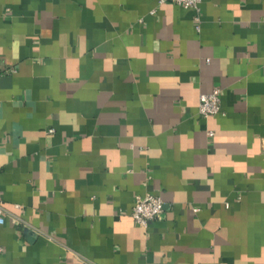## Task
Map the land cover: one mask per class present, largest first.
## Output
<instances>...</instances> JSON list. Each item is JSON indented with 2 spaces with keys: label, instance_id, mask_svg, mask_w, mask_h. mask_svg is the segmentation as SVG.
<instances>
[{
  "label": "crops",
  "instance_id": "obj_1",
  "mask_svg": "<svg viewBox=\"0 0 264 264\" xmlns=\"http://www.w3.org/2000/svg\"><path fill=\"white\" fill-rule=\"evenodd\" d=\"M0 197V264H264V0H0Z\"/></svg>",
  "mask_w": 264,
  "mask_h": 264
},
{
  "label": "built area",
  "instance_id": "obj_2",
  "mask_svg": "<svg viewBox=\"0 0 264 264\" xmlns=\"http://www.w3.org/2000/svg\"><path fill=\"white\" fill-rule=\"evenodd\" d=\"M172 1L173 3L193 10L196 14L199 12L201 0H158V2ZM197 112L202 117L214 115L219 112V88L213 87L207 93H200L197 97ZM162 201L157 195L144 193L143 195H134L130 207L129 215L131 219L146 227L151 221L157 219L162 211ZM3 222V208L0 197V224Z\"/></svg>",
  "mask_w": 264,
  "mask_h": 264
}]
</instances>
